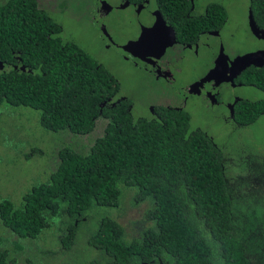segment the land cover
I'll return each mask as SVG.
<instances>
[{"label": "trees", "instance_id": "trees-1", "mask_svg": "<svg viewBox=\"0 0 264 264\" xmlns=\"http://www.w3.org/2000/svg\"><path fill=\"white\" fill-rule=\"evenodd\" d=\"M250 7L264 13V0H250ZM38 8L36 0H0V107L34 109L44 129L80 138L58 150L47 181L32 185L21 204L0 197L6 232L1 235L0 227V264H42L44 258L36 260L18 240L30 242L42 230L55 232L63 250L70 248L79 216L86 223L93 205L94 228L83 239L94 253L82 256L92 264H249L251 251L230 215L227 168L220 169L201 131L190 128L187 112L163 111L155 120L127 111L129 98L110 106L120 91L117 78L64 42L59 25ZM13 55L29 71L5 69ZM246 81L264 90V67L249 71ZM252 106L254 113L245 106L242 120L264 111V98ZM100 119L101 133L76 150Z\"/></svg>", "mask_w": 264, "mask_h": 264}, {"label": "flooded vegetation", "instance_id": "flooded-vegetation-1", "mask_svg": "<svg viewBox=\"0 0 264 264\" xmlns=\"http://www.w3.org/2000/svg\"><path fill=\"white\" fill-rule=\"evenodd\" d=\"M36 1L38 9L47 12L54 10L57 5L61 6L56 0L55 3L53 0ZM80 2L83 6L75 8ZM68 3L65 4L66 8H63L70 12L67 15L72 19L85 14L89 20L96 22L104 49L115 48L120 53V58L127 60L132 67L147 73L149 92L152 94L145 109L141 111L143 114L137 117L158 120L163 111L175 112L188 107L195 108L198 112L210 110L216 114L219 122L226 123L222 132L215 131L212 135L201 128H195L209 140L214 155L219 158L220 169L227 168V177H224V180L228 205L232 208L230 215L235 223L234 229L240 235L239 239L245 248L251 251L252 259L249 264H264V146L260 145L258 150H248L240 137L241 140L234 141L230 136L231 130L244 128L252 123L240 117L241 114L248 113L245 106L250 115L251 112L254 113L252 102L264 98V90L254 82L246 81L249 71L261 69L264 67V61L259 60L258 63L262 62L260 65L250 63L222 73L218 65L214 79L203 80L197 84L213 67L219 52L222 51L220 54L228 55L231 60L246 51L264 49V39L256 40L243 49H240L239 44H231L230 38L231 35L234 36L236 27L230 28L225 11L223 18L217 15L221 12L218 5L222 6L223 0H77ZM116 3L120 6L116 8L120 13V17L116 19L119 23L124 20L123 25L126 29L124 35L120 34L119 23H111L109 7ZM158 19L165 28L154 29L153 23ZM251 23L255 25L257 33L252 31ZM227 25V31L229 29L233 31H225ZM241 26L253 36L264 38V13H253L250 0H247ZM59 28L61 32L60 25ZM102 28L107 29L104 30L105 33L102 32ZM149 28L157 37V41L153 47L145 49L142 41L137 40L148 35ZM115 39L118 44H115ZM69 40L63 38L64 42ZM132 48L144 51L133 54L132 51L136 50L130 51ZM13 57L14 62L3 63L5 69L11 67L21 72L29 71L25 64H20L17 56ZM185 62L189 63L190 67L194 64L202 66L193 72L195 76L191 80L180 81ZM243 87L259 91L263 96L250 98V94L244 95L239 91ZM126 98L130 100L126 110L131 111L137 99L134 100L129 94L123 95L122 91L117 92L108 103L113 106ZM259 116L264 117L263 110L254 115L252 121L257 120Z\"/></svg>", "mask_w": 264, "mask_h": 264}, {"label": "rangeland", "instance_id": "rangeland-1", "mask_svg": "<svg viewBox=\"0 0 264 264\" xmlns=\"http://www.w3.org/2000/svg\"><path fill=\"white\" fill-rule=\"evenodd\" d=\"M56 1L66 6L61 2H76L77 0ZM53 2L55 3V0ZM246 4L247 0H223L222 3L230 28L236 27L233 32L234 36L231 35L232 38H230L231 44H239L240 49L249 47L256 40L264 39L263 37L253 36L246 28L241 26ZM82 6L83 3L80 2L75 8H81ZM117 7H120L117 3L109 7L112 16L111 23L113 24L119 23L116 19L120 17L119 11H116ZM68 12L57 5L54 10L48 12V15L62 27L60 34L65 40L70 39L71 43L80 47L95 62L100 63L117 78L123 95L129 94L134 100L137 99L132 106V114L135 117L140 115L148 103L150 94H152L149 92L147 73L144 70L132 67L127 60L120 58V53L115 48L104 49L101 45L95 21L89 20L83 13V15H79V18L72 19L67 15L70 13ZM72 12L76 13L77 11ZM123 21L118 24L122 35L126 33ZM225 28V31H227L228 25ZM230 31L233 30L229 29L227 32ZM200 66L194 64L190 67L189 63L185 62L182 67L184 72L180 81L182 79L184 81L191 80L195 76L193 72L198 71ZM251 89L243 87L239 91L244 95L250 94V98L263 96L259 91H252ZM145 98L146 100H144ZM199 108L202 110L200 104ZM184 109L191 117L190 128H201L212 135L215 131L222 132L225 127L226 123L219 122L216 119V114L210 110L198 112L195 108L185 107ZM220 110L221 108L219 112ZM251 122L244 128L231 130L230 136L234 141L242 139L244 147L253 151L254 149L258 150L260 145L264 146V117L259 116L257 120ZM104 124V120L97 121L91 133L87 137L82 136L81 141H77L75 149L80 150L94 136L101 133ZM79 136L66 129L60 131L44 129L39 122V113L34 109L2 104L0 107V197L9 199L13 204H21L22 195L32 185L47 181L56 164L58 150L64 147L72 148L76 144V140L80 138ZM118 209H120V206ZM95 210L101 211L104 209L97 208ZM124 210H128L127 204H124ZM85 213L87 222L83 223L85 217L79 216L83 220L78 223L74 242L70 248L63 250L64 248L60 247L59 241L53 238L55 232L42 230L36 238L30 239V242L27 239L23 241L22 238L17 237L20 243L23 242V251H30L31 254L35 255L36 260L39 257L44 258L41 261L42 264H92V258L83 260L82 256L84 253H91L92 251L94 253V249L87 248L83 239L85 231L92 232L94 228V205ZM126 218L122 217V220ZM1 228L3 231L1 235H3L6 233L5 228ZM55 245L57 246L56 251H52L55 250ZM62 254L65 256L64 260H58Z\"/></svg>", "mask_w": 264, "mask_h": 264}, {"label": "water", "instance_id": "water-1", "mask_svg": "<svg viewBox=\"0 0 264 264\" xmlns=\"http://www.w3.org/2000/svg\"><path fill=\"white\" fill-rule=\"evenodd\" d=\"M153 27L156 30H157V28L159 29V28L163 27L161 20L158 19L156 22H154ZM250 27H251L253 32H256V33L258 32V30H256V27L253 23H251ZM163 28H165V26ZM102 32L105 33L103 28H102ZM147 34L154 36V33L150 30V28H149ZM139 41H142L140 37L137 40V42H139ZM114 42H116L115 44H118V41H116V39ZM161 47H162V45H160V48ZM145 49H147V47H145ZM132 50H136V49H134V48L130 49V51H132ZM143 51H144V49L141 51L136 50V52L132 51V53L136 54L138 52H143ZM221 52H219L217 57L215 58V61L213 63V67L208 72H206L205 77L203 79H201L200 81H198L197 84H199L203 80H209L210 78L214 79V73L217 72L218 65L220 66L219 71H220V73H222L223 71L224 72L229 71V70L233 69L234 67H236V68L240 67L241 68V67L246 66L250 63H252L253 65H260L264 61V49H255L252 51H246L242 54L236 55L234 57V59H231V60H229L228 55L220 54ZM259 60H262V62L258 63ZM0 65H1V62H0Z\"/></svg>", "mask_w": 264, "mask_h": 264}, {"label": "snow or ice", "instance_id": "snow-or-ice-1", "mask_svg": "<svg viewBox=\"0 0 264 264\" xmlns=\"http://www.w3.org/2000/svg\"><path fill=\"white\" fill-rule=\"evenodd\" d=\"M144 47H151L157 40V37L153 35H146L141 38Z\"/></svg>", "mask_w": 264, "mask_h": 264}]
</instances>
